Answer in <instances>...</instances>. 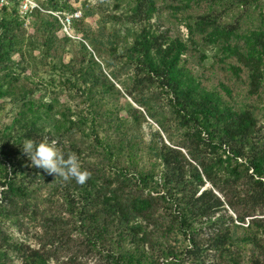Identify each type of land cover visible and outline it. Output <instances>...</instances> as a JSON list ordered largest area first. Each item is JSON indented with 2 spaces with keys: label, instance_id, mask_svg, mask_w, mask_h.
<instances>
[{
  "label": "trees",
  "instance_id": "16d2710c",
  "mask_svg": "<svg viewBox=\"0 0 264 264\" xmlns=\"http://www.w3.org/2000/svg\"><path fill=\"white\" fill-rule=\"evenodd\" d=\"M128 2L86 0L72 24L86 41L0 7V103L14 106L0 124V264H264V0ZM44 136L78 155L86 183L32 166L23 144ZM30 223L36 246L10 230Z\"/></svg>",
  "mask_w": 264,
  "mask_h": 264
},
{
  "label": "rangeland",
  "instance_id": "374dc122",
  "mask_svg": "<svg viewBox=\"0 0 264 264\" xmlns=\"http://www.w3.org/2000/svg\"><path fill=\"white\" fill-rule=\"evenodd\" d=\"M43 1V0H40ZM68 2H70L74 7H77V9H81V7L83 6L84 2L86 0H66ZM89 2H91L92 4L97 3L99 1H103L104 5L106 8H108L111 12H115V13H121L122 11H124L128 5H129V0H88ZM117 1H121V7L116 9L115 5ZM82 10V9H81ZM100 19V14L94 16L93 18L88 19V21L93 25V27H97V22ZM160 19L162 21L165 22L166 26H170L172 28V31L174 33V35H181L184 38L186 37V28L183 24H178L175 21H173L172 19H170L166 14L162 15L160 17ZM155 20V18H154ZM108 26L110 28H114L118 31H120L121 33H125L127 31V29L129 31H133L139 28V25H135V24H121V25H115L112 26L111 24H108ZM61 34H63V32H60ZM75 33V31H74ZM78 38L76 39H83V35L82 34H78L75 33ZM86 41V40H84ZM88 44V42H87ZM205 51L208 53L209 57L204 61L205 66L207 67L205 69L206 75L210 77L211 79V84H215L217 82V77L220 76V72L217 71H213L212 69H210V66L213 62V54L215 53V50H211V49H205ZM198 59L197 58H191V65L192 67L195 69H197V71H202V67L200 65L197 64ZM195 69V70H196ZM108 71V69H107ZM243 89L241 90H237L236 89V93H235V99L238 102V105L243 103L245 101V94L244 92H242ZM49 90H47V92H45L44 88L43 90H41L40 92H37L36 95H45L47 96L46 93H48ZM66 98V97H65ZM130 100V99H129ZM2 102V101H1ZM14 115V106L12 105V103L9 102H3L0 103V124L4 125L6 123H8L9 121H11L12 117ZM154 126L157 127L156 123H154ZM147 131H149V128L146 126ZM36 225V226H35ZM29 233H24V231H20L16 226H11L10 230L12 231V233H14V235L16 237H21L23 239H26L29 243H31L33 246H36V234L39 233L40 230V226L38 224H29ZM16 264H21L19 260H16Z\"/></svg>",
  "mask_w": 264,
  "mask_h": 264
},
{
  "label": "clouds",
  "instance_id": "9594fccd",
  "mask_svg": "<svg viewBox=\"0 0 264 264\" xmlns=\"http://www.w3.org/2000/svg\"><path fill=\"white\" fill-rule=\"evenodd\" d=\"M23 152L30 159L32 166L66 182L74 179L83 185L91 177V172L82 168L78 155L71 152L65 156L59 141L54 138L44 136L39 142L28 139L23 144Z\"/></svg>",
  "mask_w": 264,
  "mask_h": 264
},
{
  "label": "built area",
  "instance_id": "2783aa9c",
  "mask_svg": "<svg viewBox=\"0 0 264 264\" xmlns=\"http://www.w3.org/2000/svg\"><path fill=\"white\" fill-rule=\"evenodd\" d=\"M17 3L18 12L21 18L24 19L25 25L31 22V14L34 11L40 10L45 15H53L62 24V32L72 38H78L74 33L73 20L81 18L83 13L81 9L74 11H65L58 9H46L37 0H0V7L11 6Z\"/></svg>",
  "mask_w": 264,
  "mask_h": 264
}]
</instances>
